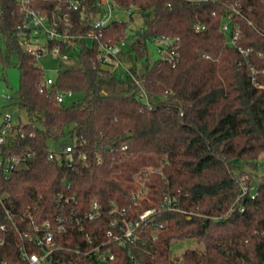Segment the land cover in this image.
<instances>
[{
	"label": "trees",
	"instance_id": "obj_1",
	"mask_svg": "<svg viewBox=\"0 0 264 264\" xmlns=\"http://www.w3.org/2000/svg\"><path fill=\"white\" fill-rule=\"evenodd\" d=\"M65 1L35 0L33 7L50 13L56 5L64 8ZM83 1L91 12L96 0ZM115 1L141 15V29L127 33V21H114L96 31L98 40L76 38V48L62 45L73 64L60 68L45 88L39 60L20 43L23 11L13 0H0V75L10 67L19 70L10 99L27 116L26 122L16 121L24 136L8 149L28 154L0 177V221L5 224L0 264L22 263L23 249L41 253L20 233L30 221L40 226L49 220L55 228L54 218L61 214L65 230L53 234L50 264H264V178L255 184L253 173L245 170L256 168L264 154V89L257 86H264V58L257 56L264 52V38L242 22L240 44L253 50L244 58L226 43L220 24L229 12L215 3ZM236 1L251 9L247 15L253 22L264 23V0ZM71 20L69 33L75 36L91 29L79 24L76 13ZM162 35L180 38L175 64L149 58L148 45ZM130 37L132 61L119 55L127 73L107 68L98 57L99 43ZM64 91L83 98L54 105L56 94ZM67 136L74 139L71 166L65 155L49 161V141ZM135 175L147 191L138 204L131 201ZM241 179L248 191L239 198ZM59 194L74 196V202L59 205ZM165 195L179 210H159ZM93 201L101 216L83 219ZM112 203L129 217L157 208L138 242L126 247L108 242ZM159 223L164 229L153 240L150 231ZM185 241L200 249L174 257L171 246ZM103 242L108 243L100 251L109 248L112 260L89 253Z\"/></svg>",
	"mask_w": 264,
	"mask_h": 264
},
{
	"label": "built area",
	"instance_id": "obj_2",
	"mask_svg": "<svg viewBox=\"0 0 264 264\" xmlns=\"http://www.w3.org/2000/svg\"><path fill=\"white\" fill-rule=\"evenodd\" d=\"M23 11L25 21L20 27L18 36L20 37V43L22 44L25 51L34 55L38 60L40 57L46 55H52L55 59L62 61L72 60L70 54L63 52L61 46H72L76 48V41L85 40L92 41L98 40L100 33L104 27L114 21H123L115 18L116 12H125L128 15L129 22H132L131 17L134 16L133 7H122L118 5L115 0H96L93 5L91 12L88 10L86 3L83 0H66L64 2V8L61 5H56L52 11L44 12L33 7L35 0H13ZM50 1V0H43ZM195 3H215L223 7L228 11V16L223 19L220 24V30L226 36V43L236 49L239 54L244 58H247L252 53V48H245L240 44L242 39V22H245L248 26L252 27L258 36L264 38V23L256 24L248 17L250 8L244 7V5L236 0H187ZM76 13L79 16V24H88L91 29L87 34L74 35L69 33L73 23L71 20V14ZM138 14V13H137ZM203 26L197 25L196 29H203ZM140 29V28H139ZM133 30L128 26L127 33H131ZM125 39L117 43H104L101 42L98 45V57L102 58L104 64L109 69L122 70L121 74H126V68L123 67L122 61L119 59V55L122 53V46L125 44ZM152 43L155 45V51L157 58L167 61L171 64H175L180 59V38L178 36H158ZM257 56L264 58V52H257ZM264 72V71H261ZM251 73L254 74L256 71L252 68ZM42 86L49 88L54 78L51 76H43ZM252 82L256 85L254 78ZM259 88L264 89V86L257 85ZM66 93H72L70 91L58 92L54 98L53 104L60 105L63 103V96ZM6 98L10 99V96L6 95ZM146 104L149 106L148 102ZM150 108V106H149ZM25 134L24 130L17 127V122L13 121L11 113H4L0 111V177L8 174L12 170L16 169L20 163L24 162L28 157V154H22L15 151H11L9 146L14 142L17 137H23ZM34 134L31 133L30 136ZM74 150L72 143H63L60 145L58 151L48 149L47 159L49 161L60 159L62 155L66 156V164L70 163L69 154ZM85 158V155H82ZM145 183L139 182L136 186V191L131 195V201L134 204H138L139 201L146 199L147 191L144 186ZM244 180L241 179V193L239 198L247 193ZM256 192L252 190L251 197L255 196ZM59 205L61 203L70 204L74 202V196H64L63 194L58 195ZM2 196L0 194V204H2ZM113 209L110 211L112 218L110 227L106 231L105 235L108 238V242L112 241L120 247H126L129 244L138 242L141 239V231L145 224L152 221V215L157 211L156 207H150L143 211L136 210L135 217H129L125 208H118L112 203ZM68 209V207H67ZM74 208L69 209V218L72 219ZM159 210L163 211H177V207L174 200L165 195L159 206ZM240 212L245 210L244 206L239 207ZM116 214L117 216H114ZM6 215L9 218L11 215L6 210ZM61 215H56L54 221H56V227L52 228L51 222L44 221L40 226L33 225L30 221L28 230L20 233L21 238L36 244L41 247V253L28 252L26 249L22 251L23 262L20 264H50V256L55 251L53 234L55 231L61 232L65 230V225L62 222ZM82 216L86 220H94L96 217L101 216V211L97 202L91 203L89 211L85 212ZM77 221V220H76ZM79 222V221H78ZM5 229V224L0 221V230ZM164 229V225L159 223L154 229L150 231V236L153 240L157 239L159 233ZM108 242H103L101 245H97L92 248L89 253H98V259L100 261L112 260L114 254L109 248L100 251L102 246L107 245Z\"/></svg>",
	"mask_w": 264,
	"mask_h": 264
},
{
	"label": "rangeland",
	"instance_id": "obj_3",
	"mask_svg": "<svg viewBox=\"0 0 264 264\" xmlns=\"http://www.w3.org/2000/svg\"><path fill=\"white\" fill-rule=\"evenodd\" d=\"M115 18L121 19L123 21H129L128 15L125 12H116L114 15ZM143 25V20L140 14H137V11L134 12L133 21L129 22V27L132 30L141 29ZM134 41L133 37H130L126 39L124 46H122V56L126 60L132 61L133 55L130 52V44ZM89 43V42H88ZM90 44V43H89ZM148 52H149V58L150 60L156 59L158 56L155 51V45L154 43H150L148 45ZM38 63L42 67L44 71L45 76H51L55 77L57 75V71L60 68H66L73 64L72 60L62 61L59 59H55L52 55H46L39 58ZM139 65V63H137ZM123 72L122 70H120ZM19 70L16 67H10L8 68L4 74L0 75V111L4 113H11L13 121H17L18 117L23 121H27V116L25 112L21 109H19L16 105L12 104V100L6 98V95L11 96L15 93V91L18 88L19 85ZM82 93H66L63 96V102L65 105H70L72 102L83 98ZM74 139H72L70 136L65 137L60 142H54L49 141L48 146L49 149L53 151H58L60 148V145L62 143H72ZM149 169H153L149 167ZM246 171L252 172L254 175V183L258 184L261 181V178H264V154H262L259 158V163L256 168H248L245 167ZM134 176V182L135 185H139V182L137 180L138 177ZM188 248H198L200 249V246L194 242L191 241H185V242H179L176 244H173L171 246L172 255L174 257H181L183 251H185Z\"/></svg>",
	"mask_w": 264,
	"mask_h": 264
},
{
	"label": "water",
	"instance_id": "obj_4",
	"mask_svg": "<svg viewBox=\"0 0 264 264\" xmlns=\"http://www.w3.org/2000/svg\"><path fill=\"white\" fill-rule=\"evenodd\" d=\"M126 66H128L129 64L128 63H125ZM63 144V143H62Z\"/></svg>",
	"mask_w": 264,
	"mask_h": 264
}]
</instances>
